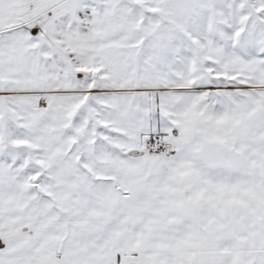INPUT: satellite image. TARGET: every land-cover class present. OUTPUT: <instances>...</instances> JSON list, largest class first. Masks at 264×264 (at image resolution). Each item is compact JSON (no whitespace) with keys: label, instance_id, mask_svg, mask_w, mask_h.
Instances as JSON below:
<instances>
[{"label":"snow or ice","instance_id":"1","mask_svg":"<svg viewBox=\"0 0 264 264\" xmlns=\"http://www.w3.org/2000/svg\"><path fill=\"white\" fill-rule=\"evenodd\" d=\"M0 264H264V0H0Z\"/></svg>","mask_w":264,"mask_h":264}]
</instances>
